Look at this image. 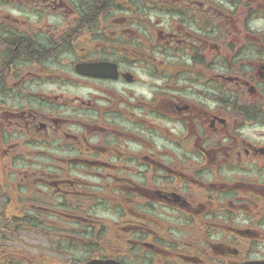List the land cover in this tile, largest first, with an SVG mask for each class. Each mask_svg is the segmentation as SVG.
I'll return each mask as SVG.
<instances>
[{"label":"flooded vegetation","instance_id":"obj_1","mask_svg":"<svg viewBox=\"0 0 264 264\" xmlns=\"http://www.w3.org/2000/svg\"><path fill=\"white\" fill-rule=\"evenodd\" d=\"M0 264H264V0H0Z\"/></svg>","mask_w":264,"mask_h":264},{"label":"rangeland","instance_id":"obj_2","mask_svg":"<svg viewBox=\"0 0 264 264\" xmlns=\"http://www.w3.org/2000/svg\"><path fill=\"white\" fill-rule=\"evenodd\" d=\"M21 240L25 241L24 246L23 245H18L16 242H10L11 246L15 247L13 248L14 250H11V253H16L17 250L19 249L20 251H23L25 253H28L29 255H36L38 253H42L48 256H54L52 254H50L49 252H47L46 250H37L35 248H32L34 246V244H38L40 242H42L43 240H38L35 237H30V236H25V235H21ZM44 243V241H43ZM31 246V247H30ZM64 251V250H63ZM74 256H78L77 254H75ZM54 257H58V256H54ZM66 256L64 255L63 258H65Z\"/></svg>","mask_w":264,"mask_h":264}]
</instances>
